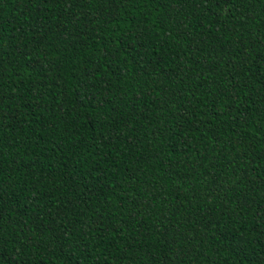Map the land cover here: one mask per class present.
Listing matches in <instances>:
<instances>
[{"label":"trees","instance_id":"obj_1","mask_svg":"<svg viewBox=\"0 0 264 264\" xmlns=\"http://www.w3.org/2000/svg\"><path fill=\"white\" fill-rule=\"evenodd\" d=\"M0 264H264V0H0Z\"/></svg>","mask_w":264,"mask_h":264}]
</instances>
